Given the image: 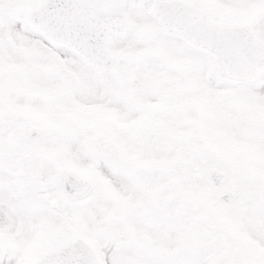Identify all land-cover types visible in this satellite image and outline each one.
Instances as JSON below:
<instances>
[{
  "label": "snow or ice",
  "instance_id": "6c2138e0",
  "mask_svg": "<svg viewBox=\"0 0 264 264\" xmlns=\"http://www.w3.org/2000/svg\"><path fill=\"white\" fill-rule=\"evenodd\" d=\"M0 264H264V0H0Z\"/></svg>",
  "mask_w": 264,
  "mask_h": 264
}]
</instances>
